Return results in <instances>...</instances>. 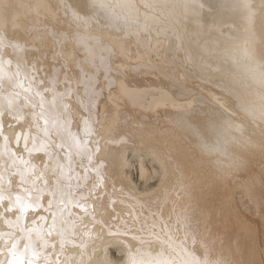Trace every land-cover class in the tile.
Returning a JSON list of instances; mask_svg holds the SVG:
<instances>
[{"label":"bare ground","instance_id":"6f19581e","mask_svg":"<svg viewBox=\"0 0 264 264\" xmlns=\"http://www.w3.org/2000/svg\"><path fill=\"white\" fill-rule=\"evenodd\" d=\"M262 234L264 0H0V264H264Z\"/></svg>","mask_w":264,"mask_h":264},{"label":"rangeland","instance_id":"374dc122","mask_svg":"<svg viewBox=\"0 0 264 264\" xmlns=\"http://www.w3.org/2000/svg\"><path fill=\"white\" fill-rule=\"evenodd\" d=\"M261 241H262V243H263V245H264V234H262V236H261ZM115 251V250H114ZM116 254H118V253H116Z\"/></svg>","mask_w":264,"mask_h":264},{"label":"snow or ice","instance_id":"6c2138e0","mask_svg":"<svg viewBox=\"0 0 264 264\" xmlns=\"http://www.w3.org/2000/svg\"><path fill=\"white\" fill-rule=\"evenodd\" d=\"M13 264H15V262H13ZM20 264H23V261H21ZM28 264H31V261H29Z\"/></svg>","mask_w":264,"mask_h":264}]
</instances>
